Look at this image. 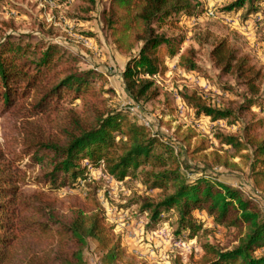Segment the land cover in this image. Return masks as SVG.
Listing matches in <instances>:
<instances>
[{
  "label": "trees",
  "instance_id": "trees-1",
  "mask_svg": "<svg viewBox=\"0 0 264 264\" xmlns=\"http://www.w3.org/2000/svg\"><path fill=\"white\" fill-rule=\"evenodd\" d=\"M54 1L63 5L69 0ZM107 1L103 24L115 49L131 56L124 79L134 101L156 96L150 92L154 82L145 76L164 73L167 59L178 57L188 72L200 70L195 49L180 53L179 43L159 31L175 27L179 16L196 15L195 0ZM255 1L238 0L226 12L246 3L255 12ZM211 59L222 75L240 81L250 98L237 111L217 109L197 92L184 99L197 117L236 122L256 103L264 73L226 39L215 44ZM103 80L94 70L82 72L78 60L66 57L56 44L43 49L0 42V117L11 129L0 149V264H87L91 240L102 264H132L95 198L88 207L62 214L48 192L27 189L31 177L20 166L27 158L28 170L38 168L36 183L53 190L77 188L88 179L90 167L103 166L118 182L141 175L166 195L160 202L145 200L142 211L152 213L151 225L160 223L163 214L176 216L175 235L193 236L200 228L193 213L205 212L215 225L237 233L230 251L205 246V264H264V137L216 136L221 146L251 161L250 186L235 187L213 172L214 166L239 168L228 150L208 154L207 140L192 127L178 126L173 138L161 140L113 106Z\"/></svg>",
  "mask_w": 264,
  "mask_h": 264
},
{
  "label": "rangeland",
  "instance_id": "rangeland-1",
  "mask_svg": "<svg viewBox=\"0 0 264 264\" xmlns=\"http://www.w3.org/2000/svg\"><path fill=\"white\" fill-rule=\"evenodd\" d=\"M237 1L195 0L199 7L196 15L179 16L175 27L161 26L159 31L166 38L179 43L180 53L191 48L196 50L200 70L188 72L180 67L178 57L167 59L164 73L145 76L154 82L150 92H156V96L144 97L139 102L129 96L124 79L131 56L115 49L103 24L102 12L109 8L107 0H96L95 4L69 0L63 5H57L54 0H0V42L9 39L43 49L56 44L66 57L78 60L82 72L100 73L113 106L129 112V118H136L145 126L148 122L146 127L161 140L173 138L178 126L183 130L192 127L199 139L207 140L208 154L228 150L234 156L232 160L239 168L214 166L213 172L219 180L239 188L241 184L250 186L251 161L235 155L230 147L221 146L216 136L264 137V80L256 103L236 122L233 118L213 121L209 117H197L184 99L185 95L197 92L217 109L237 111L245 98H250L246 87L236 78L222 75L211 59L213 47L223 39L249 56L251 63L264 73V0L255 1V12H249V3L242 9L226 12ZM9 125L0 117V149L10 136ZM179 151L175 147V152ZM27 164L28 158L20 164L31 177L27 189L48 192V198L62 214L88 207L95 198L132 264H205V246L227 252L236 245L237 233L215 225L205 212L193 213L200 226L193 236L175 235L176 216L163 214L160 223L151 225L152 213L143 212L142 206L148 198L160 202L166 195L152 189V184L145 182L141 175L118 182L105 173L103 166L90 167L88 179L81 180L77 188L53 190L48 185L37 184L38 168L28 170ZM96 246L94 241L89 242L85 250L87 264H102Z\"/></svg>",
  "mask_w": 264,
  "mask_h": 264
},
{
  "label": "built area",
  "instance_id": "built-area-1",
  "mask_svg": "<svg viewBox=\"0 0 264 264\" xmlns=\"http://www.w3.org/2000/svg\"><path fill=\"white\" fill-rule=\"evenodd\" d=\"M211 14V13H210ZM146 126L149 127V123L148 122H145Z\"/></svg>",
  "mask_w": 264,
  "mask_h": 264
}]
</instances>
